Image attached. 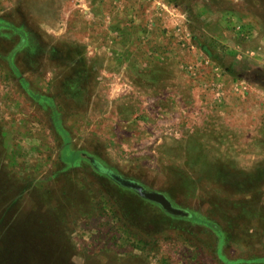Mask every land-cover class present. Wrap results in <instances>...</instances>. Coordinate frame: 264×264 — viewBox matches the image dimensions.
Wrapping results in <instances>:
<instances>
[{"label": "rangeland", "instance_id": "1", "mask_svg": "<svg viewBox=\"0 0 264 264\" xmlns=\"http://www.w3.org/2000/svg\"><path fill=\"white\" fill-rule=\"evenodd\" d=\"M0 264H264V0H0Z\"/></svg>", "mask_w": 264, "mask_h": 264}, {"label": "water", "instance_id": "2", "mask_svg": "<svg viewBox=\"0 0 264 264\" xmlns=\"http://www.w3.org/2000/svg\"><path fill=\"white\" fill-rule=\"evenodd\" d=\"M91 163L99 173L106 175L119 187L130 190L137 194L142 200L157 205L165 214L179 219L192 218L191 212L175 206L164 193L148 190L141 183L121 176L111 169L101 165L96 160L92 159Z\"/></svg>", "mask_w": 264, "mask_h": 264}, {"label": "trees", "instance_id": "3", "mask_svg": "<svg viewBox=\"0 0 264 264\" xmlns=\"http://www.w3.org/2000/svg\"><path fill=\"white\" fill-rule=\"evenodd\" d=\"M149 203V202H148ZM170 217V216H169ZM177 219V218H176Z\"/></svg>", "mask_w": 264, "mask_h": 264}]
</instances>
